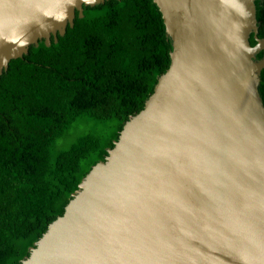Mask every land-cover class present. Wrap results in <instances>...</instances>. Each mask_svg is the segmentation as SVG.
Returning a JSON list of instances; mask_svg holds the SVG:
<instances>
[{
	"label": "water",
	"instance_id": "water-1",
	"mask_svg": "<svg viewBox=\"0 0 264 264\" xmlns=\"http://www.w3.org/2000/svg\"><path fill=\"white\" fill-rule=\"evenodd\" d=\"M104 1L0 0V76ZM261 1L152 0L169 66L20 264H264Z\"/></svg>",
	"mask_w": 264,
	"mask_h": 264
},
{
	"label": "trees",
	"instance_id": "trees-1",
	"mask_svg": "<svg viewBox=\"0 0 264 264\" xmlns=\"http://www.w3.org/2000/svg\"><path fill=\"white\" fill-rule=\"evenodd\" d=\"M258 38H264V0ZM169 36L152 0H105L75 15L57 43L9 62L0 76V264H20L103 161L170 63ZM264 105V68L260 73ZM103 126L53 152L78 118ZM111 128V129H110Z\"/></svg>",
	"mask_w": 264,
	"mask_h": 264
},
{
	"label": "rangeland",
	"instance_id": "rangeland-1",
	"mask_svg": "<svg viewBox=\"0 0 264 264\" xmlns=\"http://www.w3.org/2000/svg\"><path fill=\"white\" fill-rule=\"evenodd\" d=\"M102 126L103 123H100L99 121L87 117L78 118L70 125L65 133L56 140L53 146V152L66 149L83 134L100 132Z\"/></svg>",
	"mask_w": 264,
	"mask_h": 264
},
{
	"label": "clouds",
	"instance_id": "clouds-1",
	"mask_svg": "<svg viewBox=\"0 0 264 264\" xmlns=\"http://www.w3.org/2000/svg\"><path fill=\"white\" fill-rule=\"evenodd\" d=\"M23 43H26V42L22 41V42H21V45H23Z\"/></svg>",
	"mask_w": 264,
	"mask_h": 264
}]
</instances>
